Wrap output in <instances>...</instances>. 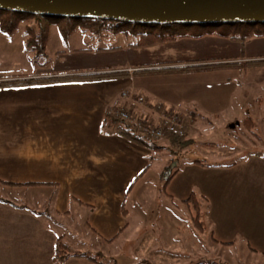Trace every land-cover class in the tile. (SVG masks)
<instances>
[{
	"label": "crops",
	"instance_id": "1",
	"mask_svg": "<svg viewBox=\"0 0 264 264\" xmlns=\"http://www.w3.org/2000/svg\"><path fill=\"white\" fill-rule=\"evenodd\" d=\"M29 38L27 31L0 29V80L109 69L129 75L0 88V190H22V201L0 196L10 202H0V264H54L59 237L70 254L113 257L119 254L117 242L134 241L138 256V239L155 222L163 227L164 244L179 243L183 226L174 210L189 206L184 201L194 190L209 200L214 246L243 248L264 259V153L229 165L187 160L157 191L153 165L168 150L154 151L111 133L105 129L108 110L130 107L122 97L130 91L146 102L134 113L156 117L163 108L177 111L179 103H196L188 90L161 98L150 84L136 81L138 67L72 69V58L65 64L64 57H75L76 49L37 54ZM51 56L58 59L55 65ZM150 96L159 100L155 106ZM182 113L192 114L195 134L196 113ZM64 264L95 263L70 257Z\"/></svg>",
	"mask_w": 264,
	"mask_h": 264
},
{
	"label": "rangeland",
	"instance_id": "2",
	"mask_svg": "<svg viewBox=\"0 0 264 264\" xmlns=\"http://www.w3.org/2000/svg\"><path fill=\"white\" fill-rule=\"evenodd\" d=\"M9 16L0 12V18ZM17 17V30L27 31L31 28V33L27 32L29 40L32 36L37 47L44 42L49 54L54 51L69 54L76 49L75 57H64L65 64L72 58L69 64L72 69L138 67L134 68L138 72L133 73L136 81L150 84L159 97L169 98L175 94V90L181 94L188 90L189 96L197 101L192 104L179 103L175 107L177 111L196 113L194 142L180 155H173L168 151L159 154L161 157L153 165L151 173L154 175L155 190H163V178L179 169L187 160H197L208 165H229L249 157L250 154L264 153V64L203 71L199 68H186L198 60L226 62L234 59H264V35L256 36L253 33L249 36L246 47L231 38L213 34L201 38L183 37L163 45L138 48L133 44L144 31L142 27L133 24L123 25L118 21L93 18H50L39 15H16ZM228 27L218 26L214 30L221 32L236 29V26ZM36 46L32 43L30 49L37 52ZM50 59L52 65L58 61L52 56ZM166 67L181 68L161 70ZM150 68L156 70L140 71ZM101 71L113 70L88 73ZM149 99L154 106L159 101L151 96ZM165 105L166 108L170 107L167 103ZM0 196L11 199L15 197L22 201V190H0ZM157 202L160 203L158 200ZM179 208V211L174 210L175 216L182 223L181 227L183 226L179 243L170 241L168 245L164 244L162 225L155 222L149 226L148 220L151 217L148 215L146 225L149 226V233L146 232L143 238L138 239V256L134 241L123 245L119 241L116 243L119 254L103 257L102 260L108 264H197L206 260L218 261L220 264H264L261 256L251 255L243 248L228 249L212 244L204 202L198 216L191 206L179 204ZM78 219L76 217L74 222L76 225L81 222ZM195 219H198L199 225ZM47 223L52 226L48 219ZM77 234L78 240L82 234ZM150 234L159 239L158 242L154 240V243L147 238ZM168 235L170 232L166 231V236Z\"/></svg>",
	"mask_w": 264,
	"mask_h": 264
},
{
	"label": "trees",
	"instance_id": "3",
	"mask_svg": "<svg viewBox=\"0 0 264 264\" xmlns=\"http://www.w3.org/2000/svg\"><path fill=\"white\" fill-rule=\"evenodd\" d=\"M0 12H4L9 17L0 18V29L6 33H13L18 29L19 21L18 17H26L33 16V14L28 13H17L11 11L0 10ZM41 16V15H39ZM50 17V16H45ZM50 18H58V17H50ZM73 18V17H69ZM80 19V18H73ZM95 20H104L100 18H93ZM120 24H133L136 27H142L144 32L140 33V39L133 44L134 47L138 48H149L158 45H163L166 43L175 42L178 38L183 37H192V38H201L203 36L209 35H219L224 38H231L235 42H239L243 47H246L249 36L256 34V36L264 35V23H223L220 25L217 24H181V23H169V24H145V23H135V22H124L118 21ZM218 26H236V29L233 30H221V32H216L214 30L215 27ZM31 28H28L27 32L31 33ZM33 37L29 40V45L32 43L35 45V41H33ZM37 53L44 54L45 52V43H42V46L35 47ZM264 59H254V60H238L234 59L232 61L226 62H218L215 60L212 61H202L198 60L192 62L191 65L186 66V68L193 69L199 68L203 71V69H222L225 67L232 66H258L263 65ZM181 67H166L161 70L166 71L169 69H177ZM156 69H143L140 71H149ZM135 71L134 73H137ZM129 75L128 71H104V72H96V73H84V74H75L70 76H52V77H42V78H13L8 80H0V88L2 87H18V86H27L33 84H42V83H57L64 81H74V80H92V79H104V78H112V77H121ZM163 112L169 111L177 116L178 122L173 126L167 127L165 129V135L161 140H153L147 134L141 133L137 129V125L131 122H125L123 120L115 119L112 117H108L106 120L105 129H108L111 133H117L121 136L126 137L130 141L142 145L144 147H148L154 151H162L168 150L173 155H180L188 150V148L194 142V123L193 116L191 113H182L176 110L162 109ZM194 113V112H192ZM182 132V134L180 133ZM179 170L171 171L165 178L164 187L168 184V182L172 179V177ZM0 202L9 204L8 200L0 199ZM202 202L206 205V216H208L209 210V200L205 196H202L197 191H193L190 197L184 201V203L188 204L189 207H193L197 211V216L199 215V209L202 207ZM196 223L199 225L198 219H195ZM111 241V240H109ZM70 257H83L95 264H108L102 260L103 256L101 253L95 254H87V253H77L70 254L68 252V247L66 243L63 241L62 237H59L56 240L55 254L53 257L54 264H64L67 259ZM197 264H220L218 261L214 260H206Z\"/></svg>",
	"mask_w": 264,
	"mask_h": 264
},
{
	"label": "water",
	"instance_id": "4",
	"mask_svg": "<svg viewBox=\"0 0 264 264\" xmlns=\"http://www.w3.org/2000/svg\"><path fill=\"white\" fill-rule=\"evenodd\" d=\"M0 10L145 24L264 23V0H0Z\"/></svg>",
	"mask_w": 264,
	"mask_h": 264
},
{
	"label": "built area",
	"instance_id": "5",
	"mask_svg": "<svg viewBox=\"0 0 264 264\" xmlns=\"http://www.w3.org/2000/svg\"><path fill=\"white\" fill-rule=\"evenodd\" d=\"M122 97L130 100V107L117 106L110 108L108 110V116L136 124L139 132L147 134L153 140H161L165 135V129L178 122L177 116L169 111H156V117L151 115L137 116L134 110L135 108L146 105L145 98L140 96L135 99L130 91L123 92ZM180 133L182 134V132Z\"/></svg>",
	"mask_w": 264,
	"mask_h": 264
}]
</instances>
